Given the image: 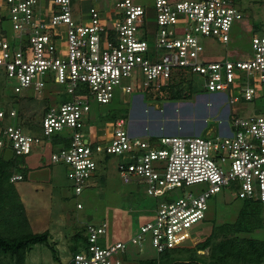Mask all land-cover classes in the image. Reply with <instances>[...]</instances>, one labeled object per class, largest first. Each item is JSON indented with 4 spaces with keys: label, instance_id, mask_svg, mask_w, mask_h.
<instances>
[{
    "label": "built area",
    "instance_id": "1",
    "mask_svg": "<svg viewBox=\"0 0 264 264\" xmlns=\"http://www.w3.org/2000/svg\"><path fill=\"white\" fill-rule=\"evenodd\" d=\"M152 2L148 10L134 0L94 1L82 22L74 17V0H0V23L7 21L12 29L8 39L0 32V77L21 97L30 91L41 98L47 84L62 87L41 129L48 142L58 136L51 163L66 167L73 195L89 188L96 160L104 156L106 163L108 157L117 159L123 184L142 188L157 201L153 219L128 240L109 243L105 223L86 224L85 245L68 264H133L145 244L156 255L196 244L193 226L204 222L208 200L223 190L264 204V109L239 117L232 107L264 97V28L252 34L251 57L209 61L200 39L229 42L233 24L243 19L237 1ZM187 76L231 107L223 132L136 137L123 119L87 127L90 100L105 105L117 97L126 104L128 95L183 84L179 78ZM16 115L0 108V151L21 157L42 139L17 125ZM21 180L19 174L9 179ZM194 185L204 188L182 192Z\"/></svg>",
    "mask_w": 264,
    "mask_h": 264
},
{
    "label": "rangeland",
    "instance_id": "2",
    "mask_svg": "<svg viewBox=\"0 0 264 264\" xmlns=\"http://www.w3.org/2000/svg\"><path fill=\"white\" fill-rule=\"evenodd\" d=\"M94 1L100 0H74L73 14L77 21H88V10ZM134 1L152 10L153 0ZM238 8L243 19L233 24L227 44L200 39L207 60L218 61L227 56L231 61H238L251 57L250 40L256 32L255 26L259 30L264 28V0H240ZM0 32L7 39L11 37L12 29L7 21L0 23ZM177 75L175 73L174 76ZM190 78H179L186 83L174 82L169 88L158 92L128 95L124 98L126 104L117 97L105 105L90 100V122L87 127L93 128L99 119L101 121L118 114L122 115L130 133L138 137L205 136L206 133L214 136L219 131L223 132L227 128V120L232 117L228 112L231 107L226 108L223 97L203 92L197 78ZM2 82L0 106L14 109L18 115L21 114V122L27 121L33 127L41 125L46 109L56 106L60 100L56 94L63 91L58 85L47 84L41 98H35L30 91L23 93L24 100L17 96L9 98L6 94L12 95L11 85L5 79ZM254 87L256 90L260 88ZM232 107L238 109L239 117H245L255 110L264 109V97L239 102ZM104 121L105 124L113 122L109 119ZM38 136L42 142L34 145L27 155L18 158L20 164L16 172L24 178L14 186L26 209L32 232L48 231V243L54 251L48 245L37 244L27 252L25 264H68L71 239L86 224L105 223L108 242L114 243L128 240L140 226L153 219L157 201L146 195L144 189L121 182L116 171V158L108 157L106 163L104 156H100L96 160V177L90 180L89 188L81 195L74 196L66 178V167L51 163L52 145L42 138V133H38ZM90 140L94 141L93 135ZM5 155L9 158L11 153L5 152ZM203 188L202 185H194L184 188L182 192L195 193ZM77 203L81 209L76 208ZM243 206V202L228 190L213 195L208 200L204 222L193 226L197 228V243L203 241L213 227L236 221L248 226V231L240 234L241 238L264 241V204L253 202L245 214V210L241 213ZM196 244L188 242L184 246ZM198 254L207 257L208 250ZM155 256L154 250L145 244L139 256L135 255L133 259L135 262ZM0 264H9L8 258L0 257Z\"/></svg>",
    "mask_w": 264,
    "mask_h": 264
},
{
    "label": "trees",
    "instance_id": "3",
    "mask_svg": "<svg viewBox=\"0 0 264 264\" xmlns=\"http://www.w3.org/2000/svg\"><path fill=\"white\" fill-rule=\"evenodd\" d=\"M237 4L240 0H236ZM255 30L260 31L256 26ZM0 77V83L2 82ZM4 87V86H3ZM5 92V91H4ZM7 97H20L17 94H6ZM4 102V101H3ZM6 110L4 106H0ZM49 107L46 109L48 111ZM45 112V113H46ZM17 113V112H16ZM21 114L16 115V124L26 129V131L42 133L41 125L33 127L27 121L21 122ZM45 115V114H44ZM124 117V116H123ZM126 117V116H125ZM117 121L123 119L122 115H110L100 119L95 123L104 124V120ZM59 143L58 136H53L50 144L52 150ZM5 152L0 151V257L8 258L9 264H25L27 252L37 244L48 245L53 252L52 245H49V233H34L30 228L25 208L19 200L15 186L9 179L13 174H17L20 157L11 153L9 158L5 157ZM244 214L251 208L250 201H242ZM248 231L245 223H222L213 227L211 233L201 242L194 246H180L168 250L154 258H144L134 262V264H264V241L256 239L241 238L240 234ZM85 227L77 231L72 239L70 252L74 254L79 247L85 245ZM208 250L207 257L199 255L198 252Z\"/></svg>",
    "mask_w": 264,
    "mask_h": 264
},
{
    "label": "crops",
    "instance_id": "4",
    "mask_svg": "<svg viewBox=\"0 0 264 264\" xmlns=\"http://www.w3.org/2000/svg\"><path fill=\"white\" fill-rule=\"evenodd\" d=\"M132 134V133H131ZM133 135V134H132ZM133 136H136V135H133ZM175 136H178V135H175ZM136 137H138V136H136ZM151 137H152V135H151ZM17 174H19V175H21L23 178H24V176L21 174V173H17ZM14 185V184H13ZM17 191V190H16ZM18 194V193H17ZM19 196V195H18ZM19 200H20V202L22 203V200H21V197L19 196ZM23 205V204H22ZM25 208V207H24ZM25 211H26V209H25ZM28 218V217H27Z\"/></svg>",
    "mask_w": 264,
    "mask_h": 264
}]
</instances>
